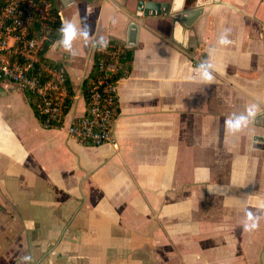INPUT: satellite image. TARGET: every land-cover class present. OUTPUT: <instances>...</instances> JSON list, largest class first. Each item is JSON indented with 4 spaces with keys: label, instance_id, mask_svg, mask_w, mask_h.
Segmentation results:
<instances>
[{
    "label": "crops",
    "instance_id": "obj_1",
    "mask_svg": "<svg viewBox=\"0 0 264 264\" xmlns=\"http://www.w3.org/2000/svg\"><path fill=\"white\" fill-rule=\"evenodd\" d=\"M64 1L45 57L72 91L65 123L83 114L96 43L130 54L113 143L42 127L0 80V264H264V0H209L177 37L163 7L144 6L170 0L140 15L139 0ZM62 21L77 29L67 49Z\"/></svg>",
    "mask_w": 264,
    "mask_h": 264
},
{
    "label": "built area",
    "instance_id": "obj_2",
    "mask_svg": "<svg viewBox=\"0 0 264 264\" xmlns=\"http://www.w3.org/2000/svg\"><path fill=\"white\" fill-rule=\"evenodd\" d=\"M53 0H0V80L12 83L30 101L44 128H63L83 147L113 143L116 87L126 74L122 44L95 47L86 75L83 114L64 122L62 110L70 100L63 68L45 57L57 45Z\"/></svg>",
    "mask_w": 264,
    "mask_h": 264
},
{
    "label": "water",
    "instance_id": "obj_3",
    "mask_svg": "<svg viewBox=\"0 0 264 264\" xmlns=\"http://www.w3.org/2000/svg\"><path fill=\"white\" fill-rule=\"evenodd\" d=\"M61 3L64 5L65 3H68V1H64V0H60ZM143 0H139L137 1L136 4V9H137V13L136 15H140V9H141V5L144 4ZM160 2V3H159ZM209 0H182V5L180 6V8L178 10H176L175 12H171L170 8L172 5V0L170 1H147L144 5L145 7L147 5L149 6H153V7H163V12L158 11L157 9V15H164L169 17L170 19V24H171V33L176 34V37L179 36V34L181 32L184 31V29H187L188 27H190V25L194 22V20L200 15L202 14V6H204L206 3H208ZM192 6H190L191 4ZM143 15H146V11L145 9L142 10ZM171 13V14H170ZM170 14V15H169ZM131 28L136 29V26L134 24L130 25ZM134 33V31H133ZM176 37L174 36V42H176L178 44V40H175ZM134 45V40L133 39H127L126 41V46H131ZM256 120H259L256 125L263 127L264 128V113L259 114L256 117Z\"/></svg>",
    "mask_w": 264,
    "mask_h": 264
},
{
    "label": "clouds",
    "instance_id": "obj_4",
    "mask_svg": "<svg viewBox=\"0 0 264 264\" xmlns=\"http://www.w3.org/2000/svg\"><path fill=\"white\" fill-rule=\"evenodd\" d=\"M61 33L63 34V44L65 48H70L71 42L73 39L77 36V29L76 25L72 22L62 21V27L60 29ZM85 39H87V31L83 33ZM220 43L223 45H229L232 42L227 40L226 38H222L220 40ZM107 48V41L102 39V50ZM201 67H204V65H201ZM203 80L207 83H212L214 81L213 75L205 70L202 73ZM248 115L250 117H254L256 115V111L254 109H249ZM248 124V120L241 117L237 119L235 122L229 121V128L233 131H239L242 126H246ZM249 219H252L251 214H249ZM258 225L256 223H252L249 227L252 229H255Z\"/></svg>",
    "mask_w": 264,
    "mask_h": 264
},
{
    "label": "trees",
    "instance_id": "obj_5",
    "mask_svg": "<svg viewBox=\"0 0 264 264\" xmlns=\"http://www.w3.org/2000/svg\"><path fill=\"white\" fill-rule=\"evenodd\" d=\"M53 15H55V10H53ZM54 27H55V29H56V32H55V35L54 36H56V34H57V28L59 27V22H58V20H56V22L54 23ZM109 43V41H107V44ZM102 47V41L101 42H98V43H96V45H95V47ZM94 54V57H96V53H93ZM123 57H124V60L127 62V61H129L130 60V54H129V52H127L126 51V48L123 50ZM68 93H69V95L71 96V94H72V91H71V88H70V86H69V84H68ZM83 97H84V99H85V102H86V77H85V80H84V84H83ZM29 105L31 106V103H30V101H29ZM70 106H71V101L70 100H68V101H66L65 103H64V107H63V110H62V116L64 117V115L68 112V110H69V108H70ZM32 107V106H31ZM32 110L34 111V114L37 116V114L35 113V110H34V108L32 107ZM37 118H38V116H37ZM38 120H39V118H38Z\"/></svg>",
    "mask_w": 264,
    "mask_h": 264
}]
</instances>
